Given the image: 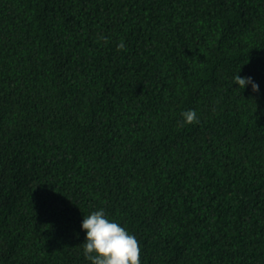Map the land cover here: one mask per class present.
Listing matches in <instances>:
<instances>
[{
	"label": "trees",
	"instance_id": "trees-1",
	"mask_svg": "<svg viewBox=\"0 0 264 264\" xmlns=\"http://www.w3.org/2000/svg\"><path fill=\"white\" fill-rule=\"evenodd\" d=\"M100 208L142 264H264V0H0V264H89Z\"/></svg>",
	"mask_w": 264,
	"mask_h": 264
},
{
	"label": "clouds",
	"instance_id": "clouds-1",
	"mask_svg": "<svg viewBox=\"0 0 264 264\" xmlns=\"http://www.w3.org/2000/svg\"><path fill=\"white\" fill-rule=\"evenodd\" d=\"M117 47L123 49L124 42L121 41ZM239 71L240 66L233 75L232 88L241 93L250 86L251 92H259L260 86L253 77L239 75ZM181 117L182 124L199 122L195 109L183 111ZM80 228L84 232L82 254L89 264H142L141 248L136 236L117 220L110 219L103 208L84 215Z\"/></svg>",
	"mask_w": 264,
	"mask_h": 264
}]
</instances>
